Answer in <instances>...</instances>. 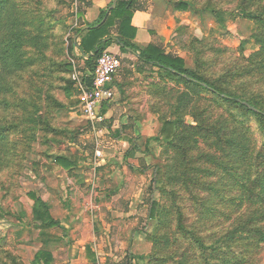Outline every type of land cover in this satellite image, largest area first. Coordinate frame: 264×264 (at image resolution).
I'll return each instance as SVG.
<instances>
[{"label": "rangeland", "instance_id": "obj_1", "mask_svg": "<svg viewBox=\"0 0 264 264\" xmlns=\"http://www.w3.org/2000/svg\"><path fill=\"white\" fill-rule=\"evenodd\" d=\"M14 2L18 15L44 16L54 29L43 54L27 50L30 65L0 74V264H146L164 202L153 182L157 166L166 163L161 129L185 84L157 74L162 89L140 87L137 76L124 77L142 66L120 53L115 96L103 102L102 119H91L73 80L74 71L89 73L72 45L80 23L75 0ZM193 2L175 16L163 50L209 78L224 77L245 97H264V78L246 60L259 49L257 14L242 11L241 0ZM247 124L257 158L264 129L256 118ZM131 182L137 188H124ZM233 218L206 224L220 229ZM251 250L247 264H264V243Z\"/></svg>", "mask_w": 264, "mask_h": 264}, {"label": "trees", "instance_id": "obj_2", "mask_svg": "<svg viewBox=\"0 0 264 264\" xmlns=\"http://www.w3.org/2000/svg\"><path fill=\"white\" fill-rule=\"evenodd\" d=\"M137 1L118 0L104 23L101 21L107 11L102 10L88 29L77 30L81 41L72 40V45L79 48L90 70L89 83L98 57L116 42L123 52H138L141 61L157 67L159 76L185 84L173 106V117L165 120L161 129L165 138L161 155L166 163L157 166L153 182L164 202L150 235L154 252L146 264L250 263L251 248L264 243V150L254 158L247 122L256 118L264 129V97H245L231 90L224 77L209 78L187 67L183 57L172 56L159 46L140 47L133 41L136 28L132 19ZM259 1L241 0L240 8L257 14L255 38L259 49L246 60L251 63L249 70L264 78V4ZM171 3L174 9L186 11L194 2ZM14 8V0H0V74L5 70L11 74L30 65L33 59L27 50L43 54L49 46L48 31L54 29L46 17L20 16ZM211 12L218 16L217 10ZM117 18L120 24L115 36L110 27ZM244 50L242 43V53ZM160 81L152 82V88L162 89ZM232 211L237 215L234 218ZM221 217L233 221L227 227L213 229ZM208 221L215 223L208 227Z\"/></svg>", "mask_w": 264, "mask_h": 264}, {"label": "crops", "instance_id": "obj_3", "mask_svg": "<svg viewBox=\"0 0 264 264\" xmlns=\"http://www.w3.org/2000/svg\"><path fill=\"white\" fill-rule=\"evenodd\" d=\"M118 0H75L74 9L76 12V18L79 20L78 29L85 31L90 27V24L96 21L101 11H107V15L103 18L101 23L106 22L110 15L111 10L116 7ZM137 8L134 10V16L132 19V25L136 28V37L133 39L140 47L144 48L148 45H156L163 49L162 43L168 42L170 40V34L172 29L169 26L175 25V16L180 17L182 13L179 10L171 9L168 6L167 0H138ZM100 23V24H101ZM120 24V19H115L113 25L110 27L112 35L118 34V26ZM81 33L75 34L74 41L78 43L81 41ZM80 55L81 52L77 46L74 47ZM107 49L114 51L118 54L131 55L137 60L142 69L136 70L135 68L128 69V74L124 79L128 80L129 76H137L140 80V87L143 85H150L152 87V82L156 81L155 77L158 74V68L154 67L152 64L144 63L139 59V53L132 52L130 49L127 52H123L120 48V44L113 42ZM87 58L88 55H87ZM122 58V57H121ZM152 68L154 72L153 77L151 75H146V69ZM86 70H89L86 66ZM90 72V70H89ZM90 75L87 77L89 79ZM92 79V78H91ZM126 80L119 81L122 85H125ZM146 80V81H145ZM145 83H148L147 85ZM146 88V87H145ZM115 90V89H114ZM141 92L137 90V94ZM138 97V96H137ZM119 104V103H117ZM120 105V104H119ZM103 115L105 114L102 113ZM125 123V121H122ZM124 188L129 187L131 190L137 188V186L131 182L124 185Z\"/></svg>", "mask_w": 264, "mask_h": 264}, {"label": "built area", "instance_id": "obj_4", "mask_svg": "<svg viewBox=\"0 0 264 264\" xmlns=\"http://www.w3.org/2000/svg\"><path fill=\"white\" fill-rule=\"evenodd\" d=\"M121 66V56L114 51L105 49L97 59L91 83L87 81L90 72L86 74V77H81L77 71H74L73 80L80 90L81 106L91 119L103 118L100 108L104 101L115 96L112 83Z\"/></svg>", "mask_w": 264, "mask_h": 264}, {"label": "water", "instance_id": "obj_5", "mask_svg": "<svg viewBox=\"0 0 264 264\" xmlns=\"http://www.w3.org/2000/svg\"><path fill=\"white\" fill-rule=\"evenodd\" d=\"M91 55H88V57H90Z\"/></svg>", "mask_w": 264, "mask_h": 264}]
</instances>
